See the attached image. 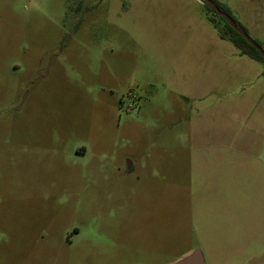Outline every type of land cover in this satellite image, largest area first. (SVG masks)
<instances>
[{
    "label": "rangeland",
    "instance_id": "rangeland-1",
    "mask_svg": "<svg viewBox=\"0 0 264 264\" xmlns=\"http://www.w3.org/2000/svg\"><path fill=\"white\" fill-rule=\"evenodd\" d=\"M218 1L264 49V0ZM200 48L188 82L206 90L187 107L159 53ZM238 51L201 0H0V264H172L196 248L207 264H264V202L218 244L188 231L176 173L123 160L264 82Z\"/></svg>",
    "mask_w": 264,
    "mask_h": 264
},
{
    "label": "crops",
    "instance_id": "crops-1",
    "mask_svg": "<svg viewBox=\"0 0 264 264\" xmlns=\"http://www.w3.org/2000/svg\"><path fill=\"white\" fill-rule=\"evenodd\" d=\"M159 57L171 60L172 70L184 76L178 79L177 93L188 107L189 96H199L188 91L206 90L203 80L194 87L188 82V57L202 65L206 51L170 50ZM234 57L254 79L264 81V62L240 50ZM236 93L219 117L196 124L187 114L174 121L167 133L156 136V147L131 150L123 158L129 170L162 168L176 173L188 195V231L215 234L218 244L238 231L242 208L249 214L251 204L264 202V82L244 84ZM255 218L246 216L247 232L256 227Z\"/></svg>",
    "mask_w": 264,
    "mask_h": 264
},
{
    "label": "trees",
    "instance_id": "trees-1",
    "mask_svg": "<svg viewBox=\"0 0 264 264\" xmlns=\"http://www.w3.org/2000/svg\"><path fill=\"white\" fill-rule=\"evenodd\" d=\"M214 1L217 3V5L220 7L221 10L232 15L230 8L226 4L218 0H214ZM203 3L206 7V14L208 19L213 24L214 28L217 30L221 38L231 41L240 50V53L246 54L252 58L264 62V58L261 56L260 52L254 46H252L239 32H237L229 24L228 20L224 16L216 12V10L207 2H203ZM236 22L238 23L239 26H241L237 20Z\"/></svg>",
    "mask_w": 264,
    "mask_h": 264
},
{
    "label": "water",
    "instance_id": "water-1",
    "mask_svg": "<svg viewBox=\"0 0 264 264\" xmlns=\"http://www.w3.org/2000/svg\"><path fill=\"white\" fill-rule=\"evenodd\" d=\"M202 2H207L210 4L216 12H218L220 15L224 16L229 24L237 31L239 32L252 46H254L261 54V56L264 58V49L263 47L254 39L252 38L244 28L238 25L236 20L233 18L232 15L229 13L223 11L220 9V7L217 5V3L214 0H201ZM172 264H207L203 252L196 248L189 254L185 255L178 261L172 263Z\"/></svg>",
    "mask_w": 264,
    "mask_h": 264
},
{
    "label": "built area",
    "instance_id": "built-area-1",
    "mask_svg": "<svg viewBox=\"0 0 264 264\" xmlns=\"http://www.w3.org/2000/svg\"><path fill=\"white\" fill-rule=\"evenodd\" d=\"M128 96L129 97H132V98H137V95H135V94H133L132 92H130L129 94H128ZM131 105V107H133V105L132 104H130Z\"/></svg>",
    "mask_w": 264,
    "mask_h": 264
},
{
    "label": "flooded vegetation",
    "instance_id": "flooded-vegetation-1",
    "mask_svg": "<svg viewBox=\"0 0 264 264\" xmlns=\"http://www.w3.org/2000/svg\"><path fill=\"white\" fill-rule=\"evenodd\" d=\"M235 19V18H234ZM238 21V20H237Z\"/></svg>",
    "mask_w": 264,
    "mask_h": 264
}]
</instances>
